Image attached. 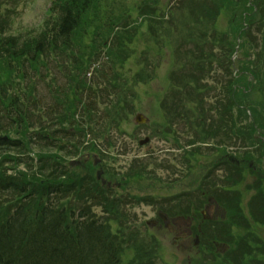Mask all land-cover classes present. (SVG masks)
Returning <instances> with one entry per match:
<instances>
[{
	"label": "trees",
	"instance_id": "16d2710c",
	"mask_svg": "<svg viewBox=\"0 0 264 264\" xmlns=\"http://www.w3.org/2000/svg\"><path fill=\"white\" fill-rule=\"evenodd\" d=\"M126 2L51 0L50 9L38 26L16 29L15 13L0 0V136L7 137L0 141V264H123L121 258L128 250L133 254L129 264L155 263L151 253L158 249L136 245L141 234L131 226L124 206L131 201L150 204L157 198L153 195H113L112 190L96 180L91 165L83 170L87 171L83 175L68 162L82 152L96 150L93 142L85 146L88 135L104 139L112 132L114 123L120 129L127 107L134 108V99L131 100L127 92L151 80L148 64L138 66L140 72L135 77L133 68L126 70L124 67L135 58L131 48L135 44L132 34L138 28L137 21H131L130 6L116 13ZM211 6L218 9L211 11L208 9ZM207 9L210 17L219 19L223 15L229 19L226 27L229 30H221L210 42L212 51L202 50L198 54V71L203 82L207 73L215 71L214 66L225 73L224 86L212 104L204 96L206 90L214 88L205 84L198 88V140L204 143L211 135L213 127L207 125L205 115L213 113L217 116L216 128L219 132L224 130L225 136L227 127L233 126L234 144L242 141L243 146H263L255 135L258 131L264 133V0H206L198 5V19L207 16ZM135 10L141 16H149L143 22L149 20L152 29L160 23L157 8L149 11L142 5ZM117 28L120 29L116 31ZM237 36H240V43ZM216 46L220 47L219 54H215ZM102 57L109 67L100 64L94 71L95 77L88 79V72ZM112 72L124 80L110 95L102 89ZM42 81L48 82L49 88ZM60 82L69 87L58 86ZM41 86L53 96L47 107L38 96ZM99 93L108 98L115 96L116 105L108 109ZM78 111L81 112L79 118ZM6 153H11L7 156L11 159L8 164H23L27 172L16 176L3 173L8 159ZM195 156L196 151L187 150L182 163L191 164ZM204 156L203 148L198 146L201 203L204 204L209 196L214 197L226 214L224 226L231 227L233 220L238 219L242 229H250L251 223L244 216L241 205L242 183L232 178V172L244 180L245 168L251 169L237 162L231 164L227 157L215 160L210 155L206 171L200 164ZM244 158V163L255 161L250 153ZM219 161L231 164L228 167L230 177L218 176L208 181L212 168ZM145 168L131 171L126 176L129 181L123 186L137 183L133 187L137 191L156 192L157 177L149 176ZM185 168L191 170L193 167L185 165ZM251 188L256 194L248 205L254 213V210L264 213V184ZM218 191L230 197L219 198ZM97 207L103 210L102 217L95 214ZM200 211L198 207L201 227H217L218 222L204 219ZM255 215V223L264 226V220L257 213ZM255 237L253 249L249 246L250 234L239 233L236 240L233 238L229 243L222 262L216 264L259 263L255 253L264 251V246L260 247L259 238Z\"/></svg>",
	"mask_w": 264,
	"mask_h": 264
},
{
	"label": "rangeland",
	"instance_id": "374dc122",
	"mask_svg": "<svg viewBox=\"0 0 264 264\" xmlns=\"http://www.w3.org/2000/svg\"><path fill=\"white\" fill-rule=\"evenodd\" d=\"M120 0H115V2ZM189 2V0H187ZM208 1V0H207ZM142 0H127L125 7L127 5L133 6H139L141 4ZM217 2V0H216ZM183 0H158V5L156 6L159 8V12L165 17V24H164V31H162V34L164 35V39H168L172 41V46H167L164 52L159 53L156 57L153 58L154 55H144V51L146 49L145 44L148 40L146 38H155L156 32L149 27V31L147 24L150 26V22L148 21L147 24H144V27L141 29L145 32L144 36L145 39L139 38L140 37V28H136L133 30L132 34L134 38L135 44L131 46V48L134 51V54L136 58L132 59L127 66L130 68H136V66L146 65L149 64L151 66V69L154 70V74H152V78L150 83L148 84H142L139 83L137 86L132 88L131 92H127V96L133 100L134 108H128L126 109L125 115H122L121 119V127L120 129L117 128V124H113L112 132L110 133L112 136V139H110L109 145H115L114 149H106V146L104 144L102 145V149L107 152L105 154V157H110L109 160L106 159L108 167H113L114 171H117L118 173L125 174L128 172V169L130 168L131 171H135L137 169L141 170L145 165L144 164H138L134 162L135 160H146L147 158H154L156 162L161 163L163 161L168 162L169 164L173 165V163L176 161L179 155L178 148L172 141L175 138H178L181 142V145L184 147H187L188 144L193 145L194 143L197 144V148H194L198 152V134L196 132L200 131L199 123L196 125L192 123L190 117H194L192 113L195 112V103L192 101L191 97L186 94H178L177 93V83L178 81H172L170 79L171 75H173L175 71V62L177 65H180L182 61L178 59V54L180 53L183 56H186L189 52H198L200 54V51L204 50L205 52L212 51V47L210 44H208V41L213 40L216 38L221 30H224L223 32H227L229 28H226L229 23V19L225 18L224 16H221L217 22L218 31H215V28H212L215 22V19L209 18L206 16L204 18V23L209 28H212L210 30L204 29L202 23H198V30H194V32L197 34H192L193 40L195 42H198V47L191 51L194 47V43L189 41L187 45L184 44L181 45V43L177 42L180 40V36L184 32V28L180 25L187 20L183 13ZM48 0H19L18 2V14H20L17 24V28L19 29H29L32 27L38 26L45 15V12L47 10ZM211 11H216L218 7L211 6V8H208ZM165 12H162V11ZM21 12V13H20ZM118 14V13H117ZM131 21L135 23V20L139 18L140 12L134 10L131 13ZM131 28V27H130ZM134 29V28H133ZM205 32H208L209 34L205 35ZM173 37V38H172ZM187 34L182 37L186 38ZM190 35L187 39H189ZM160 47L163 45L159 42ZM220 47L216 46L214 51L215 53H220ZM153 54V53H151ZM175 58L178 59L175 61ZM187 62V60L185 61ZM108 66V65H106ZM143 67V66H142ZM214 72L207 73V82L209 85L212 83L215 84V90H213L211 93L209 91H205L206 98L210 99L211 102H215V97L217 95L216 88H218V84H221V81L218 80V78L224 77V73H220V70L217 69V66H214ZM175 71V72H174ZM58 74V72H56ZM195 74H198L197 76H194L198 78V82L203 81V77H201V73L197 70L195 71ZM133 77H135V72L133 74ZM124 78L121 76L113 75V72L107 80H105L107 86H105L102 90L106 91L108 94L111 95V91L114 87L117 88V86H120L123 82ZM194 82V81H193ZM206 83V82H205ZM204 83V84H205ZM133 84V83H132ZM131 84V86H132ZM179 84V83H178ZM203 85V83H202ZM43 88V91L45 92L46 89ZM85 91V90H84ZM101 101L103 103H106L109 107L108 109L112 108V106L116 105V98L115 96H110L109 98L106 96V94L99 93ZM249 103H246L248 105ZM178 106L180 111H182L185 114V117L181 116L177 119L176 123L174 125H170L172 127V133L167 134L161 131H165V129L168 127L167 124L162 122V119H166L173 115L172 113V107ZM179 110L176 112L178 114ZM137 113H143L148 119L149 122L146 126H139L134 123V117ZM206 117V116H205ZM209 124H214L213 119L209 122ZM198 125V127H197ZM215 125V124H214ZM233 126L227 127L226 132L233 133L234 130L232 128ZM154 128H158V131H155ZM218 131V130H217ZM195 133V134H194ZM214 137L216 139L211 140L212 151L215 153V148H217L220 152L224 153L225 151L228 152H239V149H242L243 146L241 144H234L233 141L224 142L221 143L219 141L222 140L223 135H220V137H217V132H213ZM154 135H161V136H168V139L165 138H157ZM145 137H149L150 140H148L147 144L145 145ZM133 138H137L136 140ZM143 140L140 141L139 140ZM100 142L103 143V141L100 139ZM188 143V144H187ZM108 146V145H107ZM223 146V147H222ZM233 146V147H232ZM223 148V149H220ZM183 148V147H182ZM234 148V150L232 149ZM152 151L153 155H148L147 152ZM190 151L191 148H190ZM198 157V156H195ZM202 161H207L205 159H202ZM150 168V167H149ZM148 167L145 168V171L153 172V170H150ZM226 172V173H225ZM220 175L223 177L225 175H230V170L227 166H225V171L221 170L219 171ZM157 177H160L162 179H167V176L169 175L168 172L165 171V169H159L157 170ZM232 178H237L238 175L234 172H232ZM231 182H233L231 179H229ZM212 181V179H211ZM182 183L188 184L187 180H183ZM133 183L132 186H136ZM157 184V183H156ZM184 184V185H185ZM159 187H163V191L160 192L162 194V197L165 196H172L179 194L180 188L178 184H172L171 190L165 183H159L157 184ZM169 185V184H168ZM123 192H130L131 194H143L138 191H135L134 188L124 189ZM192 198H185L182 197L178 200V202H174L173 204H170L167 208V212L170 214V216H174L176 214L185 215L186 217L189 215L187 214V209L180 212L181 208H188L189 203H195L199 204V199L197 200H191ZM163 201V199H162ZM245 201H247V196L245 198ZM129 213L131 214V217H129L131 223L135 226L136 229H139L143 234V237L140 238L141 243H144L146 246L151 242L150 237L148 236V227L147 222L151 221L155 217V213L153 212V209L146 205H140V206H134V207H128L127 209ZM251 210V208H250ZM255 211V210H254ZM99 212V211H98ZM259 216L257 211H255ZM255 213L251 211V217L253 218ZM256 216V215H255ZM133 218H136L133 219ZM133 221L136 222L133 223ZM180 224L182 225L181 230H185L187 228V222L181 221ZM152 232L155 233V235L158 237L160 245H164L162 240L160 239V233L157 231V226L154 225L151 227ZM181 230H177L176 232L171 235L172 237L180 235ZM150 232V231H149ZM170 233V230L168 231ZM162 237V236H161ZM175 239L170 238L169 234H167V239L165 241L166 245L163 249L160 250L159 254L158 252L155 253L152 258L156 261V263L153 264H193L192 262H189V258L192 257L196 259L194 261L195 264H216L222 262L223 255L225 254L223 250H226L225 248L219 249V252L217 253V256L208 257L205 255L206 250L202 249L201 258L198 260V254L195 255V252L198 251V248L192 247V251L194 252L192 255H189L191 250H183L182 253L180 252L181 247H176L174 244ZM156 243V242H153ZM185 246V244H183ZM161 246H156L154 249L161 248ZM179 248V249H178ZM129 258H125V263H127V260ZM257 259V258H256ZM261 260V259H259ZM264 261V259H262ZM124 263V264H125ZM252 264H260L255 261L251 262ZM264 264V263H263Z\"/></svg>",
	"mask_w": 264,
	"mask_h": 264
},
{
	"label": "flooded vegetation",
	"instance_id": "af4514ba",
	"mask_svg": "<svg viewBox=\"0 0 264 264\" xmlns=\"http://www.w3.org/2000/svg\"><path fill=\"white\" fill-rule=\"evenodd\" d=\"M105 177V175H104ZM206 210H209L210 216L212 215V217L216 216L218 214V210L216 209H212L208 207L206 208ZM208 212H202V214L204 216H206ZM160 222H155L154 224L158 226V230L160 233L163 232V229L166 230H170V234H173L174 232H176L177 230H181L182 225L180 224L181 221L179 216H177L176 218H169L168 216H164V215H160ZM191 225H189L188 227H190ZM193 231L189 230V229H185V230H181V234L176 236V239H178L179 237L183 238V241L186 239H189L187 241L189 242H195L196 244L201 245L203 244L202 239L204 235H208L207 232L203 231L200 226L198 225V235L194 234ZM216 245V244H215ZM214 245V247H215Z\"/></svg>",
	"mask_w": 264,
	"mask_h": 264
},
{
	"label": "water",
	"instance_id": "95a60500",
	"mask_svg": "<svg viewBox=\"0 0 264 264\" xmlns=\"http://www.w3.org/2000/svg\"><path fill=\"white\" fill-rule=\"evenodd\" d=\"M135 121H136L137 124H145V123H147V119H145V117L143 115H141V114L136 116V120Z\"/></svg>",
	"mask_w": 264,
	"mask_h": 264
}]
</instances>
